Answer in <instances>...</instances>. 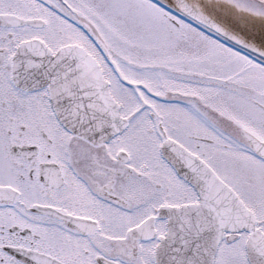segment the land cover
<instances>
[{
    "label": "snow or ice",
    "instance_id": "1",
    "mask_svg": "<svg viewBox=\"0 0 264 264\" xmlns=\"http://www.w3.org/2000/svg\"><path fill=\"white\" fill-rule=\"evenodd\" d=\"M0 264H264V0H0Z\"/></svg>",
    "mask_w": 264,
    "mask_h": 264
}]
</instances>
